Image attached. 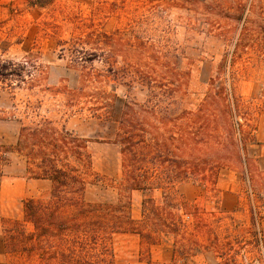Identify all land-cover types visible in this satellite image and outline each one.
<instances>
[{
    "label": "rangeland",
    "instance_id": "rangeland-1",
    "mask_svg": "<svg viewBox=\"0 0 264 264\" xmlns=\"http://www.w3.org/2000/svg\"><path fill=\"white\" fill-rule=\"evenodd\" d=\"M0 63L15 72L0 76V184L23 183L0 194V264H61L21 239L34 230L24 201H47L52 183L31 186L15 146L22 127L45 122L91 140V168L72 161L85 201L129 198L134 226L151 234L112 233L113 264H264V0H0ZM139 71L166 75L171 87L181 79L174 96L192 112L213 86L233 93L244 163L227 162L215 183L125 189L115 140L124 102L148 98Z\"/></svg>",
    "mask_w": 264,
    "mask_h": 264
},
{
    "label": "trees",
    "instance_id": "trees-1",
    "mask_svg": "<svg viewBox=\"0 0 264 264\" xmlns=\"http://www.w3.org/2000/svg\"><path fill=\"white\" fill-rule=\"evenodd\" d=\"M54 1L26 0L33 7H46ZM14 74L0 69V76ZM138 76L150 90L148 98L143 103L132 99L124 102L115 140L120 147L125 189L171 190L188 180L215 183L219 168L227 162L244 163L241 153L244 124L239 122V103L233 93L213 86L192 112L175 99V92L184 84L181 79L176 78V86L171 87L169 83H173L166 81V75H160L164 80H157L152 72L139 71ZM90 142L73 132L59 130L50 122L20 130L15 151L26 161V175L52 183L47 201L40 198L24 201V220L34 227L21 238L32 243L24 246V250H32L33 246L42 260L57 259L61 264H113L108 245L112 233L131 232L147 239L151 237L134 226L129 198L115 206L91 205L85 201L86 180L72 161L91 168ZM0 161L1 165L7 162L3 152ZM67 208L73 212L64 216L62 212ZM166 224L169 231L178 234V223Z\"/></svg>",
    "mask_w": 264,
    "mask_h": 264
},
{
    "label": "crops",
    "instance_id": "crops-1",
    "mask_svg": "<svg viewBox=\"0 0 264 264\" xmlns=\"http://www.w3.org/2000/svg\"><path fill=\"white\" fill-rule=\"evenodd\" d=\"M49 181L47 180H39V179H34L32 180V185L31 186H39V187H44V188H47V184ZM9 182H5L4 180L1 181V184H0V194L1 196L3 197V194L5 192V189H6V185H19V186H22L23 183L19 180L18 182H15V183H9ZM49 184V183H48ZM14 195L16 196H19L17 192L14 193ZM1 245V243H0Z\"/></svg>",
    "mask_w": 264,
    "mask_h": 264
}]
</instances>
